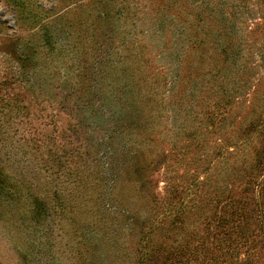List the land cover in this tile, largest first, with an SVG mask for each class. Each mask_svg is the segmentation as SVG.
I'll list each match as a JSON object with an SVG mask.
<instances>
[{
	"label": "rangeland",
	"instance_id": "1",
	"mask_svg": "<svg viewBox=\"0 0 264 264\" xmlns=\"http://www.w3.org/2000/svg\"><path fill=\"white\" fill-rule=\"evenodd\" d=\"M201 1L0 0V264H159L171 213L194 206L191 231L237 190L219 151L239 139L218 125L249 101L264 121V0L237 14L260 71L232 102Z\"/></svg>",
	"mask_w": 264,
	"mask_h": 264
},
{
	"label": "trees",
	"instance_id": "2",
	"mask_svg": "<svg viewBox=\"0 0 264 264\" xmlns=\"http://www.w3.org/2000/svg\"><path fill=\"white\" fill-rule=\"evenodd\" d=\"M227 1L202 0L201 3L205 5L204 10L211 11L208 16L217 13L216 26H213L212 20L206 21L210 27L209 33L218 39L216 54L220 52L219 55L221 58L224 55V59L216 56L212 60L219 63L217 67H220L217 88L223 97L225 93L231 96L232 102L252 84L250 78L260 70L256 69L253 62V45L245 48L241 44L244 40H235L239 32H257V27L249 30L238 22L237 14L242 13V9L247 10L248 4L246 0H234L228 9L225 4ZM201 42L194 40L193 44ZM258 54L261 66L264 67L261 49ZM260 72L264 73V69ZM224 80H227L230 87L221 86V90L220 84ZM256 84L257 90L263 83L258 79ZM225 99L228 103L227 98ZM240 108L244 110V114H237L234 118L235 114L230 115L226 111L220 117L218 125L221 129H227L234 122L231 130L239 139L232 144H223L224 147L219 151L221 170L224 172L230 167L233 180H239L234 188L237 190L234 191L225 184L218 187L221 189L211 192L214 196H206L202 205V222L191 231L185 228V224H188L194 214V206L171 213L169 223L175 227L178 240L160 249L159 264H264V121L256 119L257 111L252 101L248 105L242 104ZM209 178H205L204 186H210L207 181ZM4 188L5 175L0 169V191ZM41 208V201L33 198L34 213L41 214ZM147 240L149 244L150 238ZM138 264H153L149 250H143Z\"/></svg>",
	"mask_w": 264,
	"mask_h": 264
}]
</instances>
